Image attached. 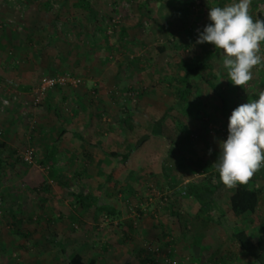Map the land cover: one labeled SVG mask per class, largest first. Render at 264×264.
Returning a JSON list of instances; mask_svg holds the SVG:
<instances>
[{"label":"rangeland","instance_id":"374dc122","mask_svg":"<svg viewBox=\"0 0 264 264\" xmlns=\"http://www.w3.org/2000/svg\"><path fill=\"white\" fill-rule=\"evenodd\" d=\"M110 1L102 4L101 11L97 13L98 17L100 15V25L103 29V33L97 34L98 42L102 44L101 51L113 55L112 61L115 60L114 55L118 53H126L132 55L133 58L140 59V61L135 59L133 64L132 68L135 73L129 75L124 72L125 82L118 84L121 87H113V89L116 88L114 90L117 92H122L118 94L130 92L129 108L131 107L132 111L136 113V117L139 118L138 122L142 126L137 127L136 134L131 137L130 142L133 144L145 125L149 123L146 118V111L143 113L139 109L143 103L141 97L146 96L150 90L156 88L157 101L169 102L171 100L173 103L171 105L165 103L171 107L169 114L173 117H168L164 121L166 136L170 137L164 139L161 145L165 150L164 163L173 172L177 169L190 170L189 172L202 170L205 174L204 177L212 176L213 184L221 183L219 174L215 171L214 162L220 152L219 141L227 138L220 133L219 128H227L228 118L233 109L248 100L257 99V90L264 89V67L258 66L253 69V79L244 88L234 86L227 79L221 50L207 42L196 43L197 29L202 31L204 26L210 23L207 15L209 7H223L232 0H154V3L147 8L148 13H145L143 17H138V19H135V15L127 11L128 7L131 6L128 1H121L120 7H115ZM36 2L0 0V40L3 41L4 38L11 37L13 41L17 40L18 42L33 30L34 26L31 23L34 19L33 9ZM191 2L193 4L190 7L189 16L186 17L187 20L181 29L172 28L175 26L174 24L168 28L164 21L168 22L169 16L173 21L177 18L179 10L181 11ZM23 4L25 9H22ZM170 7L172 8L169 9ZM261 7L264 8L260 4L254 7L250 5L249 12L254 19H257V13ZM182 16L184 15L182 14ZM125 25L128 27H124ZM137 28L143 30L141 31L142 34L140 32L132 35ZM136 36L144 37V44L136 42ZM125 38L128 43L124 45V42L121 43L120 40L123 41ZM179 46H183V48ZM1 48L3 47L0 45V56L7 55L8 50L5 49L2 52L3 49L1 51ZM121 48H123L122 52H120ZM161 48L173 53V55L161 51ZM8 52L10 57H17L13 50ZM196 54L201 59L206 56L211 58L210 63L218 76L214 82L220 95L227 100L224 111L220 108V97L200 81H195L197 90L190 97L193 107L197 110L194 117L183 111L182 108L186 104L175 102L176 100L174 101L171 93H168L170 91L167 88L169 81L173 82L183 73L179 67L180 58L182 56L194 58ZM261 55H264V42L261 44ZM140 63L143 67L141 70L138 68ZM158 96L161 99L158 100ZM96 97L99 96L96 95ZM125 100L128 98L125 97ZM179 121H182L187 127L185 129L178 128ZM102 123L106 124L103 121ZM104 127L106 126L104 125ZM104 127L102 129L106 131ZM210 130L213 132L210 133ZM205 136L208 137L209 141ZM23 137L27 138L23 139L21 143L19 142L20 144L12 149V153L5 154L6 162H10L12 169L3 172L2 175L0 174V226H3L6 231L20 230L23 236L34 235L31 242H27L28 237L22 238L21 243L18 244L21 245V249L17 253L14 252L15 256L12 257L16 261L23 258L21 257L23 253L27 257L26 259L32 262L36 261L37 264H66L59 245L53 243L40 244L41 239L47 236L50 240L54 238L60 244H64L69 256L80 254L84 260H93L94 264H125L127 261L129 264H167L163 256L167 250L170 251L169 258L177 260L179 264H183L184 261L193 264L191 257L188 259L185 255L186 253L190 256L188 248H180L182 244H186L184 239L180 240L179 238V231L184 223L187 229L197 236L195 237L196 244L192 242L200 250L197 256L195 254V264H222L228 255L226 250H230L229 254L235 259V262L229 264H252L245 254L236 250L237 248L231 243L229 245L228 240L231 238V231L240 229H244L251 236H254L257 234V226L261 221H264V167L254 177L255 186L262 188V194L261 203L253 214H245L239 218L235 215L236 217L232 218V213L227 206L232 188L221 186V191H218L216 195L219 196L218 199L222 200V210L224 216H228V220L216 223L207 213V208L201 207L197 213L195 203L184 198L181 204L175 202V210L182 219L179 223L175 216L167 217L166 206L168 203H165V198L168 189L163 180L159 179L158 181L157 178L151 176L145 167L148 164L158 165L159 158L156 162L154 161L155 163H151L152 159L143 158L140 161L133 159L128 165H123L117 161L112 168L111 166L104 167L103 164H97L94 167L92 161H95V157L91 160V164H89V158H82L80 164L85 163L89 168L88 171L74 172L75 164L79 163L74 157L69 161L67 154L62 155L58 151L54 153V159H52L50 156H46L45 150L38 155L35 147L36 136ZM95 137L98 136H87L88 142H93ZM103 137L105 149L110 150V148L116 147L125 151L130 136H126L128 138L125 137V140L123 139L124 136ZM176 138L180 144L178 142L175 144ZM28 148H32L34 151L32 163H27L20 156V153L25 152ZM209 150H211L210 154ZM96 170L99 171L96 173ZM129 170L134 172L132 179L129 177L131 174ZM32 171L39 172L36 177L29 179ZM49 172L53 176H50ZM187 174L184 173V177ZM4 179L12 190L7 202L10 201L21 206L20 211L18 210L19 212L13 215V218H10L11 214H8V207L2 197V192L8 188L2 190ZM174 181L179 184L184 180L181 175H177ZM60 182L65 183L66 188L59 187ZM71 193L93 194L101 201L111 203L121 212V216L112 222L101 220L99 224H95L92 222L90 214L79 210L74 204ZM45 218H48V221ZM250 220H254L256 223L251 224ZM13 222L16 223L17 228ZM145 223L149 229L144 225ZM148 232H153L154 235ZM160 232L167 235L161 236ZM202 232H207L209 238L218 240L219 246L221 248L227 246V249L225 248L223 252L216 254L206 252L205 240L208 238L206 235L203 238L202 234L204 233ZM63 233L64 236H62ZM175 239L178 243L172 244L171 242L176 241ZM201 240L202 244L199 245ZM166 242H170L169 245H166L169 246L167 248L161 245ZM147 244L160 245L162 253L159 256L147 253L145 251ZM29 245H32V252L26 249L29 248ZM181 256L183 263L180 261ZM215 256L222 257L217 260L214 258Z\"/></svg>","mask_w":264,"mask_h":264},{"label":"crops","instance_id":"0c3cea01","mask_svg":"<svg viewBox=\"0 0 264 264\" xmlns=\"http://www.w3.org/2000/svg\"><path fill=\"white\" fill-rule=\"evenodd\" d=\"M35 1L37 2L33 9L34 19L33 23H31V25L34 26L33 30L18 42L17 40L13 41L11 37L4 38L3 41L0 40V45L3 47L1 48V51L3 49L2 52H4L5 49L6 51L13 50L17 55V57H10L7 51V55L3 54L0 56V156L1 159L4 160V170H1L0 174L2 175L3 172L12 169L10 162H6L7 158H5V154L12 153V149L18 146L23 139L25 140L27 138L23 136H36L35 147L38 155L45 150L46 156H50L52 159H54V153L58 151L59 154H67V160L69 161L74 157L79 162L75 164L74 172L88 171L89 168L85 163L80 164L82 158L85 159L88 155H91L89 164H91V160L95 157V161H92L94 167L97 164H103L104 167L111 166L112 168L116 165L117 160H112V158L104 155L102 150L96 147V144L101 143L103 149L107 151L125 153L127 149H125V151L116 147L110 148V150L105 149L103 136H124L123 139L126 136H130L128 141L129 144H131L130 140L132 136H135V130L138 129L137 127H142L138 122L139 118L138 116L136 117V113L132 111L131 107L129 108V99H123L121 103L120 101L118 102L119 98L113 95L115 92L114 89H116H113V87H121V85L118 84L125 82L123 78L124 72L129 75L134 74L135 70L132 67L135 63V59L136 61H140V59L137 57L133 58L132 55L126 53H118L114 55L115 60L112 61L111 57H113V55L101 51L102 44L98 42L97 34L103 33V29L100 25V15L98 17L97 13L101 11V5L109 2V0H85V4L87 5L86 9H83V5H77L75 3L76 0H29V2ZM121 1H128L129 4H131L127 11L134 14L135 19H138L140 16L143 17L145 13H148L147 8L154 3V0H111L110 2L113 3L115 7H120ZM138 2H140L139 5ZM22 6H24V4ZM22 9H25V6ZM138 12L140 13L139 15L137 14ZM126 25L124 27L127 28L128 26ZM121 31H124V29H121ZM141 31L143 30L137 28L135 31L136 33L134 32L132 35L139 34ZM140 34H142V32ZM143 39L144 37L138 36L136 42L144 44L145 40ZM120 42H124V45L128 43L126 38L123 39V41L120 40ZM104 46L106 47V44H104ZM125 50L124 48V51ZM122 51L123 48H121L120 52ZM141 65V63L138 64L139 70L143 68ZM62 73H69L73 77L81 79L80 85L69 84L66 85V87L51 89L42 94L38 101L35 102V97L37 96L35 89L40 79L43 76H52ZM168 84L167 88L170 89ZM22 86H31L32 89L30 91L22 90ZM155 89L156 88L150 90L149 94L141 97L143 98V103L139 109L143 113L146 111L145 114L147 115L146 118L149 120V123L145 125V128L138 136L149 135L150 141L154 142L157 140L159 144L162 145V141L170 137L158 136L156 139H152L150 132L153 119L157 114H165V118L173 117L169 114V109L171 107L165 104L168 103L171 105L173 103L171 100H169V102L157 101V97L155 96L157 92ZM168 93H171V89ZM96 95L99 97L95 98ZM151 98L152 100H150ZM159 99L161 98L158 96V100ZM175 102L178 103V101ZM222 107L221 103L220 108ZM122 110L128 112V115L126 116L123 114ZM149 110L156 111L150 112ZM147 111H149L148 114ZM102 121L106 124L102 123ZM104 125L106 127H104ZM102 126L106 131H103ZM163 134L165 135V133ZM87 136L98 137H95L93 142H88ZM205 137L208 140V137ZM80 138H82V140ZM177 142L180 144L176 138L175 144H178ZM89 144H92V146ZM129 144H126L127 148ZM161 145H159L161 149H158V151L149 149L146 153L144 159H152L151 163H155L157 158L160 159L158 165H145L147 173L157 178L158 181L162 179L165 184L162 175V167L164 165L171 174V182L177 186L202 180L205 176L202 170L195 171L190 168L192 170L191 172L186 169L183 171L182 169H177L174 172L170 171L164 163L165 150H163ZM23 155L24 152L22 151L20 153L22 159ZM97 171L99 170H96V173ZM38 172L39 171H32L29 179L36 177ZM129 172L131 173L129 177L132 179L134 172L133 170H129ZM184 173H188L189 175L187 174L186 177H184ZM49 175L53 176L51 172H49ZM177 175H181L184 181L179 184L175 183L174 179ZM11 180L13 179L11 178ZM3 182L4 185L2 190L10 186L8 183H5V179ZM63 184L64 183L60 182L58 185L64 188ZM217 185L218 187L214 193V200L222 209V200L218 199L219 196H217L216 193L218 191L220 192L222 187L225 186L222 183H217ZM11 191V188L8 187L2 192L3 200L8 207L7 212L11 214L10 218L16 215L21 207L20 204H15L10 201L7 202V198L11 195ZM231 194L232 190L229 197ZM184 198L190 199L195 203L197 213L201 210V207L194 199L185 195L176 198L177 204H181ZM228 201L229 199L227 200V206L229 207ZM260 203L259 201V205ZM230 212L232 213L231 217L235 218L236 216L234 213L231 210ZM207 213L213 215V212L211 213L209 210H207ZM227 218L228 216H224V221L228 220ZM45 220L48 221V218H45ZM250 221L251 224L256 223L254 220ZM13 223L15 228H17L16 223ZM144 225L149 229L147 223ZM211 229L213 230L214 228ZM182 231L183 229H180L179 238L180 240L184 239V243L186 244H182L180 248H188L190 256L185 253L186 258L189 259V257H191L192 263L195 264L196 261L194 257L197 256L200 250L197 249L192 242L196 244L195 237L197 236L190 230L188 235L183 236ZM62 232H64V230H62ZM232 232L233 231H231V233ZM21 233L20 230L6 231L3 229V226H0V264H37L36 261L32 262L26 259L27 257L24 256L23 253L21 254V257H23L21 260L16 261V259L12 258L15 256L14 252L17 253L21 249V245L18 244L21 243L22 238L28 237L26 235L23 236ZM148 233L154 235L153 232ZM206 233L202 234L203 238L205 235L208 238V241L205 240L206 252L210 254L223 252V249L227 246L221 248L217 242L218 240L216 241L215 239L209 238ZM159 234L161 236L167 235L164 232H160ZM33 236V234L29 236L27 242H31ZM62 236H64V233ZM48 239L49 237L47 236L41 239L42 242H40V244H50V242L47 241ZM175 240L174 242L178 243L177 239ZM230 243L237 248L231 238L228 240L229 245ZM200 244H202V240L199 242V245ZM60 246H62L63 249L65 248L64 244H60ZM28 247L29 248L26 249L32 252V245ZM236 250H238V248ZM226 251L229 254L230 250ZM71 257L72 256H69V258ZM221 257L215 256L214 258L220 260L219 258ZM232 257L233 259L230 261L224 258L223 263L235 262L234 256ZM182 260L183 258L181 256L180 261L183 263ZM186 263L188 264L189 262L184 261L183 264ZM251 263L254 264L252 261ZM125 264H129V261Z\"/></svg>","mask_w":264,"mask_h":264},{"label":"trees","instance_id":"16d2710c","mask_svg":"<svg viewBox=\"0 0 264 264\" xmlns=\"http://www.w3.org/2000/svg\"><path fill=\"white\" fill-rule=\"evenodd\" d=\"M22 1L28 2L29 0ZM75 3L77 5H83V9L87 8L85 0H76ZM192 4L193 3L191 2L189 5L185 6L181 11L179 10L178 15L176 16L177 18L173 19V21L171 16H169V21H164L165 25L169 28L172 27V24H174L175 26L173 25L174 27L172 28L181 29V27L184 25V22L187 20L186 17L189 16L190 7H192ZM258 4L264 6V0H260L259 2L257 0H251V7H254ZM171 8L172 7H170L169 9ZM182 14L184 16H182ZM257 19L264 20V8H260L259 12L257 13ZM180 48H183V46H181ZM161 51H165L167 54L173 55V53H170L164 50L163 48H161ZM210 61L211 58L209 56H206L204 59L198 58L197 54L194 56V58L182 56L179 60V67L183 71V73L180 77L174 79L173 82L169 81L168 84L171 89V94L173 98L178 102L186 104L182 108L183 111H185L186 113L188 112L193 117L196 116L197 110L193 107L190 97L191 94L197 90L195 81L205 83V85H207L213 91V93L220 97V101L223 106L221 109L223 111L227 106V100L220 95L214 82L218 76L216 71L212 68ZM62 74H56L52 76ZM69 84L70 83H66L63 86L53 87L48 89L47 91L51 89L62 88L64 86L66 87V85ZM21 89L30 91L32 87L22 86ZM118 93L122 92H117V90H115V92L113 93V95H116L115 97L119 98L118 102L120 101L122 103L123 99L125 100V97L130 99V92H128L127 94L126 92H124L123 94ZM123 114L127 116L128 112L123 111ZM165 117V114H157L153 119L152 129L150 132L152 135V139H156V137L158 136H166L164 125V121L166 119ZM186 127V124H184L182 121H179L178 128L185 129ZM163 133H165V135ZM80 139L82 140V138ZM150 140L151 139L149 138V135L139 136L133 144H129L125 153L104 150L103 145L101 143L96 144V147L100 148L104 155H106L107 157L116 159L119 163L123 165H128L133 159L140 161L141 159L145 158V155L149 151V149H152L154 151H158V149H161V147L159 146L161 144H159L157 140H155L154 142ZM89 145L92 146V144ZM143 148H145V150H143ZM142 150L143 152H141ZM139 155H143V157ZM90 157L91 155L87 156V158L89 159ZM3 163L4 160L1 159L0 156V171L4 170ZM262 168L257 173H255L253 178L246 185H239L232 189V194L230 195L228 202L229 208L234 213V215L242 216L244 214H253L256 211L262 194V188L259 186H255L254 177L262 171ZM162 175L165 181V186L168 189V194L165 198V203H168L166 206L168 217L175 216L178 222L181 223V216H179V214L175 210V202H177L176 198L185 195L194 199L200 207L207 208L211 213L213 212L214 215H211L212 221L214 220L216 223H221L224 221V212L214 200V193L219 184H213L212 176L204 177L200 181H193L184 185L177 186L171 182V174L164 165L162 167ZM63 187L66 188L65 183L63 184ZM71 196L73 197L74 204L78 207V209L90 214L91 220L95 224H99L101 220H109L112 222L114 219L120 218L121 216V212L116 209L111 203L103 202L100 198L93 194L71 193ZM181 229H183V236L189 234V230L187 229V226L184 223L181 225ZM231 240L237 246L239 252L245 254L254 264H264V221H261L257 226V234L255 236H251L244 229H240L235 230L231 233ZM47 241L60 246V243L57 242L54 238H52L51 240L48 239ZM171 243L173 244L174 241H172ZM169 244L170 242H166L161 245L167 248L169 246L166 245ZM154 246L158 245L154 244ZM60 250L64 256L66 264H94L93 260L85 261L80 254H75L71 258H69L66 249H63L62 246H60ZM145 251L147 253H150L146 250V248ZM226 258L229 259V261L233 259L231 254H228Z\"/></svg>","mask_w":264,"mask_h":264},{"label":"clouds","instance_id":"9594fccd","mask_svg":"<svg viewBox=\"0 0 264 264\" xmlns=\"http://www.w3.org/2000/svg\"><path fill=\"white\" fill-rule=\"evenodd\" d=\"M250 5L251 0H232L223 7H209L210 23L197 29L196 39L197 44L207 42L221 50L227 79L243 88L253 79V69L264 67V20L250 15ZM257 93V99L233 109L227 139L219 141L215 171L229 189L246 185L264 167V89Z\"/></svg>","mask_w":264,"mask_h":264},{"label":"built area","instance_id":"2783aa9c","mask_svg":"<svg viewBox=\"0 0 264 264\" xmlns=\"http://www.w3.org/2000/svg\"><path fill=\"white\" fill-rule=\"evenodd\" d=\"M66 83H70L73 85H77L80 83V79L73 77L71 74L64 73L62 75H57V76H43L39 83L38 86L35 89V92L37 96L35 97V102L38 101L39 97L44 94L48 89L57 87V86H63ZM130 95V93H129ZM220 133L227 138L228 135V129L225 127H220L219 128ZM212 133L213 131L210 130ZM23 160L26 161L27 163H32L34 160V151L32 148H28L23 155ZM145 248L148 252L151 254H155L156 256H159V254L162 253V250L158 246H154L152 244H147L145 245ZM167 252V255H166ZM165 252L164 260L167 264H179L177 260L170 259L169 258V250Z\"/></svg>","mask_w":264,"mask_h":264}]
</instances>
